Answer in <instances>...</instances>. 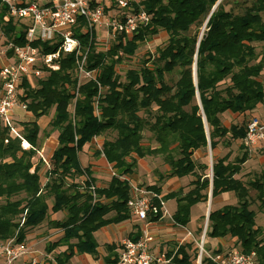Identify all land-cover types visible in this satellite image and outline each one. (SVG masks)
Segmentation results:
<instances>
[{"label": "trees", "instance_id": "16d2710c", "mask_svg": "<svg viewBox=\"0 0 264 264\" xmlns=\"http://www.w3.org/2000/svg\"><path fill=\"white\" fill-rule=\"evenodd\" d=\"M218 1L139 0L148 23L129 38L116 37L106 51L77 32L87 48L85 67L97 71L96 81L78 82L72 55L63 57L58 71L23 81L20 99L30 119L17 128L29 148L24 149L21 139L0 121V242H23L27 231L45 221L50 201L53 213L66 215L51 223L62 236L45 251L66 247L55 257L56 264H69L76 254L95 256L93 234L98 226L130 218L128 175L146 157H160L169 168L168 178L192 177L193 189L162 198L175 200L172 220L185 227L190 208L208 200V165L194 155L205 159L209 149L211 199L231 191L237 205L210 210L205 239L235 238L238 249L256 252L259 264H264V237L256 227L249 196L250 190L255 191L258 209L264 212V173L241 181L235 176L242 170L246 151L233 161L228 154H213L244 136L243 125H224L227 117L237 119L257 106L264 108V0H253L251 10L241 9L246 0ZM227 5L231 9L226 10ZM5 16L2 7L0 24L8 43L23 45L26 23L5 21ZM159 33L167 36V42L147 53L140 68L128 70L125 82L120 81L115 65L134 57ZM53 49L44 45L45 51ZM48 115L57 146L45 163L38 141L42 117ZM110 132L115 133L112 139L106 138ZM144 132L150 134L147 143ZM98 138L101 146L93 157H103L113 171L121 170L113 173L106 187L96 186L90 167L79 160L84 147ZM148 190L160 193L157 187ZM115 249L106 247L105 264H117ZM197 255L194 243H186L166 258L168 264H195ZM201 264L213 263L203 257Z\"/></svg>", "mask_w": 264, "mask_h": 264}, {"label": "built area", "instance_id": "2783aa9c", "mask_svg": "<svg viewBox=\"0 0 264 264\" xmlns=\"http://www.w3.org/2000/svg\"><path fill=\"white\" fill-rule=\"evenodd\" d=\"M139 0H0V8L6 11L5 21L12 19L26 23L24 44L9 42L0 50V121L13 135L21 139L18 128L13 124V110L25 112L26 105L21 101L22 83L28 79H41L60 68L63 57L72 55L76 66L78 82L96 81V70L86 69L87 48L76 36L80 31L93 38L95 44L99 36L131 37L149 21V16ZM103 30V31H102ZM45 46L53 47L45 51ZM11 55L8 56L7 53ZM3 57V60L1 59ZM99 90L101 87L98 85ZM77 95V94H76ZM24 149L25 141L21 139ZM264 141V124L249 118L244 127L241 144L248 150ZM46 163V162H45ZM129 184L130 199L127 206L131 215L146 220L150 215L165 212V202L155 192L140 185ZM155 201L157 202L155 204ZM207 221V219H206ZM207 222L201 230L200 238L187 233L198 248L197 260L201 264L206 258L213 264H259L256 252L245 253L237 248L210 252L204 246ZM152 238L146 232L137 239H125L120 246L117 264H168L169 259L155 256L150 252ZM176 251H174L175 253ZM23 242L15 240L0 242L1 264H12L22 256L30 255ZM30 264H40L32 260Z\"/></svg>", "mask_w": 264, "mask_h": 264}, {"label": "crops", "instance_id": "0c3cea01", "mask_svg": "<svg viewBox=\"0 0 264 264\" xmlns=\"http://www.w3.org/2000/svg\"><path fill=\"white\" fill-rule=\"evenodd\" d=\"M254 111H252L251 114H253ZM13 114L14 116H12V119L14 120L16 115H18V117L21 116L22 118V115H25V112L22 111L21 109L15 108L13 110ZM248 114H246V116L240 115V117L237 118L238 122H240L241 118L245 119V117H247ZM246 122L247 120L244 122V124H246ZM243 127H245V125H243ZM96 140L97 139H94L90 144L84 147L83 153L80 154L79 160H80V163H82L81 164L82 166L86 165L90 167V172L92 174V178L95 179V184H99L100 182L98 181L99 180L98 178L101 176V174L103 173L104 175H106L104 170H102V167L107 163L105 162V159L103 157L90 158L93 156L94 151L99 150V147L101 146V141L99 140L96 141ZM239 142H240V145L237 148L236 155L233 157L232 160L240 157L241 154L245 151L247 152L248 155L246 157L245 162L242 165V170L240 174L235 176V178L241 181H246L250 176L251 177L259 176L262 173H264V169H261V170L251 169L248 166L249 161L253 159L255 161H259V163L264 166V141L255 145L253 148L248 149V150L243 148L241 144V140L237 141V143ZM232 145L233 144H231V146ZM56 146H57V142H55L54 149L56 148ZM240 148H243V149L239 150ZM87 152L89 155L87 154ZM44 154L45 155L47 154V150H46V147L42 146L40 157L45 162H47L46 159L43 157ZM215 154L218 155V153H215ZM194 157L198 158L197 161L199 163L207 164L206 162H204V158H202L201 154H195ZM144 159H148L149 161L153 163L157 162V158L155 157H149V158H144ZM229 160L232 161L231 158H229ZM140 161L141 160L137 162V165L134 169V173L131 174L130 176L133 179L137 177L135 180L141 181L139 185H142L143 187L148 189V187L143 184L148 181H146L143 177L139 178L138 172L136 171L137 166L139 165ZM162 167L163 169H158V170L154 169L151 174V177H153V175L156 176L157 173H160V174H157L156 176L157 177L156 181H158V183L155 186H157V188L160 189V196L162 198L166 197L170 193L177 192L180 189H182L184 194L187 193L189 190L193 189V186H190V183L192 181L191 176H185L184 179L186 181L184 182H182V178H168L166 176L169 173V168L166 165H162ZM211 170L212 169L210 165L211 175L209 176V173H208L210 185H209V190H208V200L206 202V207H207V204H208V207H207L206 213L202 216V219L205 222H207V226H208L209 212L210 210H212L211 206L213 202L212 201L213 199H211V189H212L211 187L212 186L211 184L212 171ZM107 184H105L104 187H106ZM170 202L173 203L174 205V209L172 213H170L167 209H165V212L161 213L159 218H155L156 216H152L149 214L146 220H139L133 215H130V218L128 220L121 222L118 225L117 224H109V225L100 224L98 226V229L93 234V237L97 243L96 255L91 256L89 254H76L69 260V264H72L73 261H75L76 264H105L104 259L107 257V250H106L107 246H114L116 248L114 253L117 256V260H118V256L120 253V246H121L122 241L125 239L140 238L144 232L149 234L151 238L153 239L150 244V252L153 253L155 256L164 257V259H166V257L169 256L170 254L173 255L174 251H176V248L178 246H181L186 243H194L195 245L194 240L190 236H188L187 233H191V235L195 239H197V235H199L198 232L200 231L202 225L194 229H190L188 224L185 227L175 225L172 220V216L176 210V202L174 199L165 200V203H170ZM48 203H49V212H48V215L45 221L41 223L39 226L27 231L25 234L24 243L30 250H32V253L30 255L22 256L20 259L16 260L12 264H30V262L33 259L38 261L40 264H56L54 260L55 257L58 256L60 253H62L66 249L65 246H60L54 249L50 253H47L45 251V248L49 244L57 242L62 236V231L53 229L51 227V223L55 221H62L66 215L65 212L53 213L51 211L52 204L50 201ZM199 203H202V202H199ZM236 205L237 203L234 205H230V206H236ZM215 210H219V209H215ZM113 215L114 214L112 213V214H109V216L107 217H111ZM189 221H190V218H189ZM74 242L75 241H73V243ZM210 242H211V245H209ZM210 242H208L207 247L208 249L212 248L213 251H217L221 249L224 251L230 248H237V249L239 248V246H236L235 238H230V237H226L222 239L217 238V239H212Z\"/></svg>", "mask_w": 264, "mask_h": 264}, {"label": "rangeland", "instance_id": "374dc122", "mask_svg": "<svg viewBox=\"0 0 264 264\" xmlns=\"http://www.w3.org/2000/svg\"><path fill=\"white\" fill-rule=\"evenodd\" d=\"M242 1V0H241ZM231 5H227L225 7L226 10L231 9ZM244 8H241L242 10H251L254 8L253 5V0L249 1L246 0V3L243 5ZM234 9L235 13L239 11L238 8H232ZM103 31V30H102ZM202 31H204V29L202 28L200 31V36L202 34ZM117 36H115L114 38H112L111 36H107L105 33H102V35L99 36V39L101 38V41L98 42L97 47L99 46L100 49L106 51L109 47L112 46V44L115 43V39ZM167 42V36L164 33H159L157 34L155 37H153L152 39L148 40V42H146V44L142 47L139 48V50H137L136 54L134 55V57L129 58V59H124L122 60V62L120 64H116L115 65V71L116 73L121 77L120 81L125 82V75L126 72L130 69H138L140 68V62L142 63L143 59H145V56L147 53L149 54H153L155 53L156 49H158L159 47H161L162 45H164ZM8 44V40L6 35H4L3 33V29H2V25L0 24V50H3L5 48V46ZM260 46H258L259 48ZM260 51V50H258ZM3 60V57L1 58ZM0 64H1V60H0ZM172 79L175 81V77H172ZM169 78L168 76H166V81H168ZM262 81H264V76L262 78ZM251 114V113H250ZM248 114L247 117H245V119L241 118L240 122H238V120L236 118L233 119H229L227 117L226 121H224V125L225 126H229L230 123H236L237 125H244V122L246 120H248L249 118H255L260 124H264V108L262 106H258L254 113ZM26 115V116H25ZM22 115L18 117V115L15 116L14 120H13V124L16 125V127H19L21 125L22 121H25L28 119H30L29 116H27V114ZM14 116V114H13ZM250 116V117H249ZM43 119L41 120V127H43L41 134L39 135V141H38V148L39 151L41 152V148L42 146L46 147L47 150V154H44V158L46 159V161L49 159V155L52 154L53 150H54V146H55V142H56V132L52 131L51 127L48 126V121L50 120V116H44L42 117ZM115 133L110 132L106 134V138L108 139H112L114 138ZM143 137H144V143H147L146 141L149 139L150 134L148 132H144L143 133ZM99 141H101V138L97 139ZM96 140V141H97ZM98 141V142H99ZM231 144H233L232 146H230L229 148H223L220 147L219 151L216 150L215 152H213V154L218 153V155L220 156H224V155H229V157L231 158V160L233 159V157L236 155L237 152V148L240 145V142L237 143L236 141L232 142ZM39 152V157L41 156ZM88 154V152H87ZM212 152H210V150H208L207 152V157L204 159V162L207 163L208 165V173L209 176L211 175L210 173V165L212 166V156H211ZM89 155V154H88ZM90 158H94L93 156ZM147 158V157H146ZM157 158V162L153 163L151 161H149L148 159H142L139 163V165L137 166L136 171L138 172V176L139 178H144L146 181L143 183L144 185H146L148 188L149 187H157L155 186L158 181H156L157 179V173L156 176L153 175V177H151L152 171L158 170V169H163L162 165H164V163L162 162V160H160V157H155ZM89 161V160H88ZM233 161V160H232ZM248 166L251 169H264V166L262 164L259 163V161H255L250 160ZM157 168V169H156ZM102 170H104V172L106 173V175H104L103 173L101 174V176L98 178L99 180V184H95L96 186H105V184L108 183V181L110 180L111 176L113 175V173H115L116 175H118L119 173H121V170L119 171H113L110 166H108L107 164H105L102 167ZM160 171V170H159ZM134 171L131 173L133 174ZM128 178L130 179V182L136 185H139V183H141V181L135 180L136 178H132L130 175H128ZM182 178V182L186 181L184 178L185 177H181ZM253 177H249L246 181L252 179ZM142 186V185H140ZM143 187V186H142ZM160 195V193L158 194ZM249 196H250V200H251V204H250V210L254 211V215H255V223H256V227H258L261 231H262V235L261 238L264 237V212L259 211L258 209V202L255 199L256 193L253 190L249 191ZM212 210L215 209H220L223 208L225 206H230V205H234L237 203L236 197L234 195L233 192L229 191V192H224L221 193L220 195L216 196L213 198L212 200ZM208 207V204H207ZM207 207H206V203H198L193 205L190 210H189V218L190 221L188 223V226L190 229H194L198 226H201V229L203 230L204 224L206 223L203 219L202 216L206 213L207 211ZM165 209H167L170 213H172L173 209H174V205L173 203H165ZM119 224V223H118ZM117 224V225H118ZM200 234L197 235V238H200ZM212 239L208 238L204 240V246L206 248L208 245V242H210ZM211 245V242L210 244ZM208 251L212 252V248H209ZM220 251H223L222 249ZM15 262V261H14ZM199 260L195 261V264H198ZM1 264V262H0ZM72 264H76L75 261H73Z\"/></svg>", "mask_w": 264, "mask_h": 264}, {"label": "bare ground", "instance_id": "6f19581e", "mask_svg": "<svg viewBox=\"0 0 264 264\" xmlns=\"http://www.w3.org/2000/svg\"><path fill=\"white\" fill-rule=\"evenodd\" d=\"M28 146V144L27 143H24V147H27Z\"/></svg>", "mask_w": 264, "mask_h": 264}, {"label": "water", "instance_id": "95a60500", "mask_svg": "<svg viewBox=\"0 0 264 264\" xmlns=\"http://www.w3.org/2000/svg\"><path fill=\"white\" fill-rule=\"evenodd\" d=\"M219 1H220V0H219ZM219 1H218V3H219ZM218 3H217V4H218ZM216 6H217V5H216ZM216 6H215V7H216ZM215 7H214V8H215ZM194 71H195V66H194Z\"/></svg>", "mask_w": 264, "mask_h": 264}]
</instances>
